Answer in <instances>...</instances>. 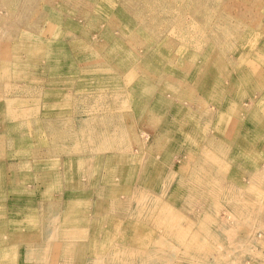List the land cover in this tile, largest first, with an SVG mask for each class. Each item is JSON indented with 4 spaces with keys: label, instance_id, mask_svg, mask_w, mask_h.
I'll list each match as a JSON object with an SVG mask.
<instances>
[{
    "label": "rangeland",
    "instance_id": "rangeland-1",
    "mask_svg": "<svg viewBox=\"0 0 264 264\" xmlns=\"http://www.w3.org/2000/svg\"><path fill=\"white\" fill-rule=\"evenodd\" d=\"M113 2L0 0V264H264V0Z\"/></svg>",
    "mask_w": 264,
    "mask_h": 264
},
{
    "label": "bare ground",
    "instance_id": "bare-ground-1",
    "mask_svg": "<svg viewBox=\"0 0 264 264\" xmlns=\"http://www.w3.org/2000/svg\"><path fill=\"white\" fill-rule=\"evenodd\" d=\"M5 1H7V0H5ZM28 1V0H27ZM109 1H111L112 2V6H113V8H114V5H115V3L113 2V0H109ZM18 2H19V0H18ZM61 2V1H60ZM132 2V1H131ZM150 2V1H149ZM148 2V3H149ZM174 2V1H173ZM62 3V2H61ZM103 3V2H102ZM118 3V2H117ZM147 3V4H148ZM158 3V2H157ZM175 3V2H174ZM98 4H100V3H98ZM122 4V3H121ZM177 4V3H176ZM65 5V4H64ZM101 5V4H100ZM169 5H170V3H169ZM20 6V5H19ZM32 6V5H31ZM119 6V5H118ZM124 6L125 5H123V8H124ZM144 6V5H143ZM149 6V5H148ZM147 6V7H148ZM153 6V5H152ZM3 7V6H2ZM5 7V6H4ZM51 7V6H50ZM78 6H76V8H77ZM146 7V6H145ZM156 7V6H155ZM172 7V6H171ZM175 7V6H174ZM6 8H7V6H6ZM9 8V7H8ZM137 8V7H136ZM143 8L144 7H140L139 9H140V11L141 12H139L138 11V8L136 9V12H135V14H133L132 16H134V18H133V20H135L138 24H140V25H137L138 27H140L141 25H143L144 26V21H143V19H142V10H143ZM150 8V7H149ZM157 8V7H156ZM177 8V7H176ZM110 9V8H109ZM158 9V8H157ZM157 9H156V12H157ZM211 9V8H210ZM128 10V9H127ZM135 11V10H134ZM164 11V10H163ZM174 11V10H173ZM151 12V11H150ZM155 12V13H156ZM43 13V12H42ZM59 13V12H58ZM146 13V12H145ZM180 13V12H179ZM184 13V12H183ZM182 12H181V14H183ZM66 14V13H65ZM91 14V13H90ZM100 14L102 15V16H104V17H106L107 16V14H106V12L105 11H101L100 12ZM132 14V13H131ZM165 14V13H164ZM85 15V14H84ZM96 15V14H95ZM98 15H99V13H98ZM153 15H155V14H153ZM166 15V14H165ZM17 16V15H16ZM69 16V15H68ZM148 16V15H147ZM161 16V15H160ZM175 16V15H174ZM42 17V16H41ZM78 17H79V15H78ZM96 17V16H95ZM144 17V16H143ZM17 18V17H16ZM69 18V17H68ZM44 19V18H43ZM78 19V18H77ZM81 19V18H80ZM172 19V18H171ZM176 19V18H175ZM178 19V18H177ZM45 20V19H44ZM106 20V19H105ZM38 21V20H37ZM85 21V20H84ZM91 21V20H90ZM109 21V20H108ZM146 21H147V19H146ZM158 21V20H157ZM173 21H174V19H173ZM100 22V21H99ZM20 23V22H19ZM44 23V22H43ZM87 24H89V23H87ZM96 24H97V22H96ZM99 24V23H98ZM120 24V23H119ZM150 24V23H149ZM153 24H155V23H153ZM91 25H93L94 26V23L93 24H91ZM156 25V24H155ZM155 25H153V26H155ZM164 25V24H163ZM168 25H169V23H168ZM89 26H90V24H89ZM88 26V27H89ZM157 26H159V25H157ZM66 27H67V29L65 30V32L67 31L68 33L69 32H71V31H76V30H79L80 29V26H78L77 24H66ZM95 27V26H94ZM124 27H126L124 24H120L119 26H117L114 30H115V32L116 31H118V36L119 37H121V38H123L124 40L125 39H133V40H135V41H142V42H144V44H141V46H147V45H149L148 43H147V41H145L144 40V37H145V35L143 34V31L141 30L140 32H137V33H139L137 36L136 35H131V34H127V30H124ZM150 27V26H149ZM164 27V26H163ZM162 27V28H163ZM168 27V26H167ZM142 28V27H141ZM144 28V27H143ZM142 28V29H143ZM153 28H155V27H153ZM57 29V28H56ZM93 29V28H92ZM116 29H118V30H116ZM204 29V28H203ZM85 30H86V27H85ZM97 30V29H96ZM144 30V29H143ZM148 30V29H147ZM151 30V29H150ZM149 30V31H150ZM177 30H178V28H176L175 29V31L177 32ZM179 30H182V29H179ZM83 31V30H82ZM87 31V30H86ZM85 32V31H84ZM129 32V31H128ZM158 32H160V31H158ZM181 32V31H180ZM21 33V32H20ZM58 33H60V31L58 32ZM82 33V32H81ZM147 34H148V32H146ZM83 34V33H82ZM71 35V34H70ZM161 35V34H160ZM101 36H103V39L104 40H113V38L115 39L116 37H115V35H113V32H111V31H106L105 33L103 32V34H101ZM157 36H159V34L157 35ZM170 36H172V35H170ZM23 37V38H22ZM39 37V36H38ZM69 37V36H68ZM7 38V37H6ZM11 38V37H10ZM21 38L22 39H29V38H33L32 40L34 41V39H35V37H29L27 34H22L21 35ZM53 38V37H52ZM67 38V37H66ZM166 38V37H165ZM16 39H18V38H16ZM37 39V38H36ZM82 39H83V37H82ZM6 40H8V38L6 39ZM50 40V39H49ZM52 40V39H51ZM57 40V39H56ZM65 40V39H64ZM36 41V40H35ZM40 41V40H39ZM84 42V41H83ZM86 42V41H85ZM105 42V41H104ZM161 42V41H160ZM165 42V41H164ZM184 42H187L186 40L184 41ZM20 43V42H19ZM33 43V42H32ZM46 42H44V44H45ZM70 43V42H69ZM87 43V42H86ZM159 44V43H158ZM186 44V43H185ZM61 45H63V44H61V43H59L58 44V48H62V46ZM78 45L79 44H77V42L76 43H70V44H68V46L70 47L69 49L71 50L72 49V51H73V49H75V48H77L78 47ZM100 45H102V44H100ZM46 46H49V45H46ZM64 47L66 46V45H63ZM94 46V45H93ZM55 47V46H54ZM67 47V46H66ZM96 48H94V50L95 49H97V50H99V49H102L101 47H99V46H95ZM20 48V47H19ZM49 48V47H48ZM68 48V47H67ZM93 48V47H92ZM92 48H91V50H92ZM138 48V47H137ZM42 49V48H41ZM44 49V48H43ZM42 49V50H43ZM138 49H140V47L138 48ZM151 49H153V47L151 48ZM41 50V51H42ZM69 50V51H70ZM79 52H80V50H78ZM101 51V50H100ZM122 50H121V47L120 46H118V44L115 46V48L112 50V49H110V51H108V52H111V53H108V56H110V55H115L116 53L117 54H120V53H123V55H122V57L120 58V59H122L121 61H122V63H124V61H125V59H127L128 57H130L131 56V53L130 52H121ZM126 51V50H125ZM139 51V50H138ZM142 51V50H141ZM148 51V50H147ZM153 51V50H152ZM32 52V51H31ZM34 52V51H33ZM32 52V53H33ZM44 52V51H43ZM47 52L49 53V51L47 50ZM102 52V51H101ZM134 52H136V51H134ZM146 52V51H145ZM161 52V51H160ZM39 53H40V51H39ZM46 53V52H45ZM84 54V53H83ZM92 54L94 55V53L92 52ZM138 52H136V56H138ZM75 55V57H74V59H75V61H77L79 64H85V65H89L90 63H92V64H94V63H97L95 60H92L93 59V56H89V55H81V56H78V54H74ZM134 55V54H133ZM162 55V54H161ZM48 56V55H47ZM226 56V58H227V55H225ZM44 57V56H43ZM96 57H98V55L96 56ZM100 57V56H99ZM104 57V56H103ZM125 58V59H124ZM54 59V58H53ZM52 59V60H53ZM105 59H107V58H105ZM118 59V58H117ZM119 59V60H120ZM129 59V58H128ZM141 59V58H140ZM210 59V58H209ZM212 59V58H211ZM48 60V59H47ZM52 60H49V61H51V63L52 62H54L55 63V61H56V59H54L53 61ZM124 60V61H123ZM131 60H133V59H130V61ZM26 61V60H25ZM59 61V60H58ZM63 61V60H62ZM74 60H70V59H68L65 63H64V65H63V67L62 68H66L67 69V72L63 75V73L62 74H58V76L59 77H61V76H65V78L67 79V78H70L71 76L70 75H72L73 74V70H76L75 68H76V62H75ZM116 61V63H118L117 62V60H115ZM209 61V60H208ZM224 61H226L227 62V60H224ZM28 62V61H27ZM108 62V61H107ZM211 62V61H210ZM225 62V63H226ZM12 63V62H11ZM125 63H128V62H125ZM207 63V62H206ZM35 64V63H34ZM38 64V63H37ZM59 64V63H58ZM118 64H121V62H119ZM128 65V64H127ZM133 65V64H132ZM137 65V64H136ZM220 65V64H219ZM117 66V65H116ZM116 66H113V67H106V68H99L97 71H101V73H103L102 75H104V76H107L110 80H112L113 82H116V77H119L120 78V71L121 70H119L120 68H118V67H116ZM119 66V65H118ZM120 66H122V65H120ZM129 66V65H128ZM207 66H208V64H207ZM59 67V66H58ZM127 68V67H126ZM130 68V67H129ZM128 68V69H129ZM171 68V67H170ZM223 68V67H222ZM55 69V68H54ZM136 67H131V69L129 70V71H127V72H122V74H121V76L122 77H125V78H128V81L129 80H131V81H135L136 80V76H138V78H139V75L137 74V72H136ZM141 69H142V67H141ZM224 69V68H223ZM251 69V68H250ZM55 71V70H54ZM150 72H149V74H144L145 76V79H147L148 81L149 80H159V79H162V77H164V76H167V71H154L153 69H151V70H149ZM58 72H60V71H58ZM178 72H180V73H183L181 70H179V68H178ZM145 73V72H144ZM255 73V72H254ZM257 73V72H256ZM78 75V74H77ZM85 75L90 79V80H94L96 77H97V74H93L92 76H90L91 74L90 73H85ZM52 76V75H51ZM17 77H19V76H17ZM4 78V77H3ZM54 78V77H53ZM82 78V77H81ZM83 78H85V77H83ZM137 78V79H138ZM18 79V78H17ZM20 80V79H19ZM85 80H86V78H85ZM89 80V81H90ZM96 80V79H95ZM98 80V79H97ZM101 80H103V79H101ZM79 81H83V80H79ZM16 82V81H15ZM19 82V81H18ZM99 82V81H98ZM102 82V81H101ZM263 82V81H262ZM84 83H86V82H84ZM83 83V84H84ZM92 83H94V81H92ZM66 84H67V82H66ZM77 84V83H76ZM165 84H167V82L165 83ZM16 85V84H15ZM37 85V84H36ZM74 85H75V83H74ZM85 85V84H84ZM94 85V84H93ZM99 85H101V83L99 84ZM104 85V84H103ZM152 85V84H151ZM120 86V85H119ZM26 87V86H25ZM91 87H93V86H91ZM166 88V87H165ZM8 89V88H7ZM80 89V88H79ZM94 89V88H93ZM35 90V89H34ZM169 90V89H168ZM88 92H89V90H87ZM91 91V90H90ZM119 92V91H118ZM36 93H37V91H36ZM45 94H47V93H45ZM59 94V93H58ZM62 94V93H61ZM46 96V95H45ZM103 96V95H102ZM63 97V96H62ZM88 97V96H87ZM30 98V97H29ZM65 99V98H64ZM33 101V100H32ZM37 101V100H36ZM87 101V100H86ZM12 102V101H11ZM15 102V101H14ZM34 102V101H33ZM59 102H61V101H59ZM88 102V101H87ZM140 102H142V101H140ZM21 103V102H20ZM44 103V102H43ZM55 103V102H54ZM62 103V102H61ZM45 104V103H44ZM139 104V103H138ZM19 105V104H18ZM9 106H10V103H9ZM37 106V105H36ZM58 106H59V104H58ZM230 106H232V105H230ZM5 107V106H4ZM143 107V106H142ZM235 107H236V105H233L232 106V108L231 109H235ZM6 108V107H5ZM4 108V109H5ZM20 108H21V106H20ZM23 108V107H22ZM154 108H155V106H147V109H150V110H154ZM42 110V109H41ZM49 110V109H48ZM145 110V109H144ZM229 110V109H228ZM236 110H239V109H236ZM109 111H111V110H109ZM9 112V111H8ZM108 112V111H107ZM232 114H233V112H232ZM5 115V114H4ZM89 115V114H88ZM6 116V115H5ZM8 116V115H7ZM20 117H22V115L20 116ZM40 118V117H39ZM31 119V118H30ZM103 119V118H102ZM12 120H14V119H12ZM19 120V119H18ZM37 120V119H36ZM35 120V121H36ZM8 121H10V120H8ZM41 121V120H40ZM85 121V120H84ZM83 121V122H84ZM103 121V120H102ZM20 122V121H19ZM6 123H8V122H6ZM80 123V122H79ZM19 124V123H18ZM37 124V123H36ZM82 124V123H81ZM85 125H86V123H84ZM24 125V124H23ZM81 126V125H80ZM92 127H93V125H91ZM23 127V126H22ZM91 127V128H92ZM104 127V126H103ZM90 128V129H91ZM25 129V128H24ZM80 129V128H79ZM87 129H89V128H87ZM90 129H89V131H90ZM93 129V128H92ZM94 129H95V127H94ZM85 130V129H84ZM86 131V130H85ZM88 131V132H89ZM93 131V130H92ZM97 131V130H96ZM96 131H94V132H96ZM87 132V133H88ZM102 132V131H101ZM26 133V132H25ZM90 133V132H89ZM97 133V132H96ZM95 133V134H96ZM23 135V134H22ZM82 135V134H81ZM85 135V134H84ZM97 135V134H96ZM26 136V135H25ZM83 136V135H82ZM90 136V135H89ZM98 136H100L99 135V132H98ZM26 137H28V136H26ZM91 137V136H90ZM100 138V137H99ZM85 139V138H84ZM93 139V138H92ZM96 139H98V137L96 138ZM80 140H81V138H80ZM102 140H103V137H102ZM82 141H83V139H82ZM81 141V142H82ZM92 141V140H91ZM100 141H101V139H100ZM21 142V141H20ZM25 142V141H24ZM86 142V141H85ZM88 142V141H87ZM93 142V141H92ZM26 143V142H25ZM90 143V142H89ZM94 143V142H93ZM97 143H99V146H100V142H98L97 141ZM6 144V143H5ZM22 145V144H21ZM5 146V145H4ZM106 146H107V143H106ZM108 147V146H107ZM17 148V147H16ZM98 150H99V148H97ZM103 150H104V148H102ZM97 150V151H98ZM101 150V149H100ZM100 150L98 151V152H100ZM18 151V150H17ZM96 151V150H95ZM96 151V152H97ZM37 152V151H36ZM101 152H104V151H101ZM22 154V153H21ZM25 154V153H24ZM18 155H20V154H18ZM111 159V158H110ZM110 159H108V160H110ZM27 162V161H26ZM25 163V162H24ZM28 163V162H27ZM40 163V162H39ZM43 163V162H42ZM46 163H48V162H46ZM53 163V162H52ZM51 163V164H52ZM44 164V163H43ZM54 164V163H53ZM22 167V166H21ZM37 167V169H39V171H40V168H41V166H36ZM51 167H52V165H51ZM44 168V167H43ZM54 168V167H53ZM31 169V168H30ZM116 172V171H115ZM48 182V181H47ZM111 183V182H110ZM45 184V183H44ZM49 184V183H48ZM104 185H106V184H104Z\"/></svg>",
    "mask_w": 264,
    "mask_h": 264
}]
</instances>
